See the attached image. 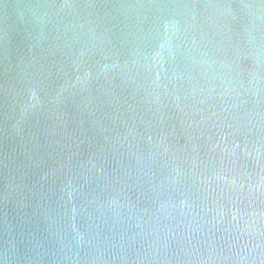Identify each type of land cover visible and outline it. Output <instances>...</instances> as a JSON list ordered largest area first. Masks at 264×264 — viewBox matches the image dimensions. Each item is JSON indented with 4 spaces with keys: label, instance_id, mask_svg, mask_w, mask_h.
Returning <instances> with one entry per match:
<instances>
[{
    "label": "water",
    "instance_id": "1",
    "mask_svg": "<svg viewBox=\"0 0 264 264\" xmlns=\"http://www.w3.org/2000/svg\"><path fill=\"white\" fill-rule=\"evenodd\" d=\"M0 264H264V0H0Z\"/></svg>",
    "mask_w": 264,
    "mask_h": 264
}]
</instances>
